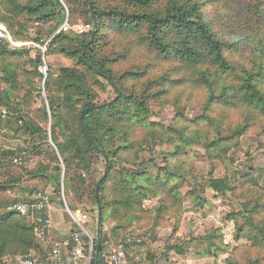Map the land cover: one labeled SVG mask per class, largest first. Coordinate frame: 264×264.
<instances>
[{
  "label": "trees",
  "instance_id": "16d2710c",
  "mask_svg": "<svg viewBox=\"0 0 264 264\" xmlns=\"http://www.w3.org/2000/svg\"><path fill=\"white\" fill-rule=\"evenodd\" d=\"M66 19L91 24V33L54 36ZM0 24L15 40L31 39L34 29L36 41L51 38L47 64L49 58L64 62L49 71L47 106L41 101L38 107L40 118L50 120L48 135L11 102L14 91L22 92L25 106L35 93L40 97V89H34L42 79L39 56L8 50L0 42V81L7 87L0 93L6 110L0 129L5 122L18 123L27 137L40 136L31 145L33 154L51 156V163L40 160L22 175L51 186L56 196L63 184L69 208L96 215L100 209L99 227L106 215L116 228L124 223L138 230L166 227L180 219L186 197L203 209L196 188L185 196L180 192L186 149L200 146L209 162H225L246 134L264 138V0H0ZM14 60H22L20 74ZM30 64L34 71L27 69ZM108 90L114 97L99 102V92ZM159 100L176 109L168 127L148 122L150 106ZM185 104L200 110L193 121L180 110ZM156 146L170 148L162 165L144 157ZM10 166L23 165L4 154L0 264L10 256L40 252L29 218L6 211L22 199V179L4 180ZM205 189L241 201L230 219L235 239L245 244L231 251L226 264H264V192L258 178L241 174L232 183L228 176L209 177ZM10 190L17 196H9ZM145 201L155 206L146 209ZM215 233L202 239L213 258L227 250ZM93 264H104L101 252Z\"/></svg>",
  "mask_w": 264,
  "mask_h": 264
},
{
  "label": "rangeland",
  "instance_id": "374dc122",
  "mask_svg": "<svg viewBox=\"0 0 264 264\" xmlns=\"http://www.w3.org/2000/svg\"><path fill=\"white\" fill-rule=\"evenodd\" d=\"M205 12L207 13L208 9H205ZM44 28L49 30L52 28V24L48 23V26ZM31 34L32 36H36L37 30H31L30 35ZM32 56H34V53ZM139 61L140 60H135L134 63H138ZM13 63L19 64L17 66V72L20 74V64H22V60H14ZM48 64L49 71L56 72L61 65H64V62L61 59L49 58ZM129 66L130 64L126 65V67ZM27 69L34 71L35 68L33 64H30ZM156 75L157 74H154V76ZM22 77H24V75L19 78V81L23 85L24 79ZM36 84L34 89H40V97L38 98L35 93L30 99L28 106L23 104L21 97L22 92L14 91L11 95V102L13 106L19 104V108L22 109L21 116L31 118L50 135V120L43 121L38 112L41 101H44L47 106V94L44 89L42 90L41 82L39 83L37 81ZM6 90V85L3 81H0V93H4ZM113 97L114 94L110 90L99 92V102L107 101ZM180 110L189 121H193L200 115V110L191 105L185 104ZM0 111H6L2 101L0 102ZM175 117L176 109L166 101L159 100L150 106L148 122L168 127L172 124ZM19 126L18 123H12L10 126H7L5 122L0 129V144L4 149L6 159L11 161L14 157L24 158L22 167L10 166L8 168L7 177L6 179L4 178V180H8L10 177L22 179L21 183H19V185H21L20 192L30 189L52 192L53 188L51 186L45 188L39 181H32L30 179L25 181V177L22 175L23 169L28 172L32 171L40 160L47 164L51 163V156L47 151L41 158L33 154L31 145L33 142L38 144L40 136L35 135L33 139L29 138L23 131L18 129ZM48 145L55 150L49 139ZM186 151L187 154L185 158L183 157L185 162L183 171L185 181L181 183L180 192L185 196L190 188H196L201 192L202 199L205 200L203 209L193 207L191 199L186 197L183 207L184 213L177 222L171 221L163 228H147L144 230H138L134 224L127 223L122 224L120 228H116V224L109 220L107 215L99 227L98 214L92 213L90 214L91 223L86 227L92 237L96 238L97 232H100L102 238H105L110 243H116L124 242L126 236L133 235L138 241L133 250L138 252L141 264H226L225 260L229 257L231 251L245 244V240L240 239L237 241L235 239L236 230L233 220L230 219L231 214L239 210L238 204H240L241 201L232 196L221 197L212 193L205 189L206 182L209 177L221 178L228 176L232 183H234L239 179L241 174L250 173L255 178H258L259 186L264 192V138L253 132L246 134L240 139L239 149L231 151L225 162H209L205 158L204 149L200 146H192L187 148ZM169 152V147L156 146L151 151V154L147 153L144 157L146 160H149L150 156L156 158L157 162L162 165V155L168 154ZM60 167L62 172L61 181H63V165L61 164ZM98 167H101V161H99ZM60 187L63 188V184ZM8 195L17 196L12 190L8 192ZM64 197L66 203H68L69 201L65 191ZM54 203L58 209L53 215L54 227L59 228L63 232L70 233L72 230L70 219L62 211L61 203L56 199ZM143 206L146 209H150L155 206V202L145 201ZM70 209L73 210L72 208ZM176 226L178 227L176 231H174L173 229ZM213 232H216L215 235L221 238V247L227 246L226 253H219V255L214 258L213 249L211 250L208 243L202 240L205 236ZM52 233L53 237H59L58 231L54 230ZM216 241L218 242V239H216ZM124 246L126 250L127 245H125V243ZM126 259L129 264H135L127 254Z\"/></svg>",
  "mask_w": 264,
  "mask_h": 264
},
{
  "label": "built area",
  "instance_id": "2783aa9c",
  "mask_svg": "<svg viewBox=\"0 0 264 264\" xmlns=\"http://www.w3.org/2000/svg\"><path fill=\"white\" fill-rule=\"evenodd\" d=\"M34 26H38V23H35ZM91 31L92 25L89 23L80 21L70 23L66 19L56 30L54 36L61 32L82 36L90 34ZM34 37L31 34V39L27 41L15 40L6 27L0 24V42L8 50H27L34 53L35 56H39L38 69L42 75L43 90L49 73L46 54L51 38L36 41ZM0 115L5 117V111H2ZM4 154V149L0 144V161L3 160ZM11 162L21 166L24 164V158L14 157ZM21 198V201L7 207L6 211L29 218L40 252L31 251L26 256H10L5 258L2 264H93L95 255H97L98 243H100L104 264H129L123 242L110 243L105 238H99V232H97L96 238L92 237L86 229L91 223V215L81 210H71L66 203L63 188L60 187L57 196L54 192L25 191L21 194ZM55 199L61 203L62 211L71 221L72 230L70 233L54 227L53 215L58 211L54 203ZM54 230L59 232L58 238L53 237Z\"/></svg>",
  "mask_w": 264,
  "mask_h": 264
},
{
  "label": "crops",
  "instance_id": "0c3cea01",
  "mask_svg": "<svg viewBox=\"0 0 264 264\" xmlns=\"http://www.w3.org/2000/svg\"><path fill=\"white\" fill-rule=\"evenodd\" d=\"M23 192L24 191H22L20 193L22 194ZM137 242H138L137 238H134L133 235H131V236L128 235V237L126 236L123 243H125V245H127L126 254L131 257V259L134 261L135 264H141L139 256H138V252L136 250H133L134 246H135V244H137Z\"/></svg>",
  "mask_w": 264,
  "mask_h": 264
},
{
  "label": "water",
  "instance_id": "95a60500",
  "mask_svg": "<svg viewBox=\"0 0 264 264\" xmlns=\"http://www.w3.org/2000/svg\"><path fill=\"white\" fill-rule=\"evenodd\" d=\"M104 177H105V174H104L103 178H104ZM103 178H102V179H103ZM102 179H101V180L99 181V183L97 184V187H98V185L101 183ZM97 204L99 205V203H98V199H97ZM100 221H101V211H100V209H98V223H99V224H100ZM99 252H100V243L97 244V247H96V254L98 255Z\"/></svg>",
  "mask_w": 264,
  "mask_h": 264
}]
</instances>
